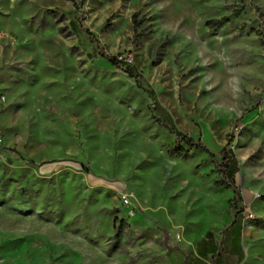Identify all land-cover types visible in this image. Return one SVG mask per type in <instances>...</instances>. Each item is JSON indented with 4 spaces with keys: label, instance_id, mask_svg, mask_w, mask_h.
Listing matches in <instances>:
<instances>
[{
    "label": "rangeland",
    "instance_id": "obj_1",
    "mask_svg": "<svg viewBox=\"0 0 264 264\" xmlns=\"http://www.w3.org/2000/svg\"><path fill=\"white\" fill-rule=\"evenodd\" d=\"M263 44L264 0H0V264H171L235 219L264 264Z\"/></svg>",
    "mask_w": 264,
    "mask_h": 264
},
{
    "label": "trees",
    "instance_id": "obj_2",
    "mask_svg": "<svg viewBox=\"0 0 264 264\" xmlns=\"http://www.w3.org/2000/svg\"><path fill=\"white\" fill-rule=\"evenodd\" d=\"M74 7H75V4H74ZM238 16H239V12L234 11V12H232L230 18H234V17H238ZM230 18H221L220 20L207 21L205 25L209 31H215V30L219 29L221 26L229 23ZM131 19H132L133 23L136 24L134 21L135 16H132ZM85 33H86L87 37L89 38V40L92 42L93 39H92L91 34H89V32L86 30H85ZM263 50H264V44H263ZM97 55L100 58H102L106 63H108L110 66L122 70L127 75L128 78L133 79L135 81V83L137 84V86L139 88L142 87L139 84V81L141 78L140 75L136 74L128 64L121 62V61H118L117 56L108 57L102 53L101 48H99V47H97ZM145 92L150 98L153 97V92L151 90L146 89ZM160 125L167 131V133L169 135L174 137L175 145L171 150L168 151L170 154L182 156V155H186L189 151L204 153L205 155H207L209 157V159L214 164L217 174L220 175V179L213 183L214 186L223 187L225 189H230L231 193H232V198L234 200L239 199L238 198L239 190L233 183V175H234L235 170L230 165V161L232 159V156L228 150L221 149L219 151V153H218L219 162H217V161L213 160L214 157H213L212 153H210V151L207 149V147L200 140H193L192 138L187 137V136L177 132L176 130H174L173 128H171L167 125H164V124H160ZM8 151L11 155L15 154V152L13 150H8ZM163 233L165 234V232H163ZM209 235H210L209 233H206L205 237L209 236ZM119 238H120V232L118 231L115 234L114 239L116 241ZM164 244H165L167 252L175 250V248H170L167 245L166 237L164 239Z\"/></svg>",
    "mask_w": 264,
    "mask_h": 264
},
{
    "label": "crops",
    "instance_id": "obj_3",
    "mask_svg": "<svg viewBox=\"0 0 264 264\" xmlns=\"http://www.w3.org/2000/svg\"><path fill=\"white\" fill-rule=\"evenodd\" d=\"M244 222L235 219L215 238L210 234L199 239L192 251L174 252L169 255L171 264H241L245 257L242 244ZM227 243V250L219 242ZM223 243V244H224ZM173 251H177L176 249Z\"/></svg>",
    "mask_w": 264,
    "mask_h": 264
},
{
    "label": "built area",
    "instance_id": "obj_4",
    "mask_svg": "<svg viewBox=\"0 0 264 264\" xmlns=\"http://www.w3.org/2000/svg\"><path fill=\"white\" fill-rule=\"evenodd\" d=\"M117 60H118V58H117ZM118 61L124 62V60H118ZM124 63H125V62H124ZM128 202H129V201H128L127 197L124 196L123 199H122V203H123V205H128ZM246 217H247V218H251L252 215H251V214H247Z\"/></svg>",
    "mask_w": 264,
    "mask_h": 264
}]
</instances>
